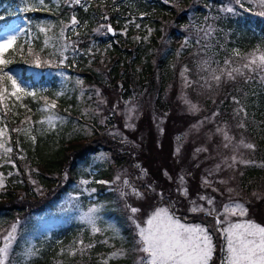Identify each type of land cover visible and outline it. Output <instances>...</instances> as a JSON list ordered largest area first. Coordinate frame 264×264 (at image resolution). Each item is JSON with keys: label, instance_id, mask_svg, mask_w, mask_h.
<instances>
[{"label": "trees", "instance_id": "16d2710c", "mask_svg": "<svg viewBox=\"0 0 264 264\" xmlns=\"http://www.w3.org/2000/svg\"><path fill=\"white\" fill-rule=\"evenodd\" d=\"M67 1L55 0L53 3L50 0H0V11L9 14L10 11L16 13L15 7L28 4L31 9L23 7L19 11L23 10V13L30 16L29 22L43 15L47 16V20L42 19L39 23L45 28L44 31L33 28L34 24L31 23L30 29L40 36L39 39L33 38L34 47L31 52L26 49L27 43L20 38L7 51L11 61L6 70L10 72L11 67L15 68L25 77V72L31 66L26 56L46 53L40 52L42 33H53L63 22L75 17L77 22H69L64 33L70 40L79 39L72 47V56L68 54L63 65L71 73L80 75L86 84L97 86L105 92L109 86L119 87L120 81L123 88L121 92L134 91L137 95L143 93L149 96L146 102L155 110L152 112L153 118L150 119L145 102V113L138 120V129L132 136L140 143L137 157L143 160L148 172L159 174L158 179L163 176L164 169H175L177 173V165L186 163L182 159L177 162L171 160L169 155L162 152L168 148L164 144L165 137L170 143L171 133L179 137L168 126L170 118L177 117L181 120L186 116L176 104L175 89L171 88L170 93L167 90L170 84H176L172 55L182 41H186L187 45L195 43L193 36H185L187 30L202 32L203 23L209 21L213 22L214 29L203 38L199 35L200 43L205 39L208 44L204 46L205 49L214 54L218 51L217 59L225 56L232 61V66L243 64L241 56L257 48L264 50V15L255 11L249 0H240L239 3L234 0L232 11L224 12L219 8L223 0H80L78 4ZM188 19L192 22L191 26L186 25ZM108 25L113 33L108 31ZM121 28L123 33L119 31ZM180 50L181 53L188 52L187 46ZM159 51H163L164 55L155 58V53ZM236 52L239 56L235 55ZM189 58L185 57L186 60ZM101 63L106 64L105 67ZM189 66L196 69L199 64L192 61ZM200 73L205 75V71ZM208 82L207 87L211 88L205 91V106L200 112L193 114L191 122L203 119L206 128L218 120L229 122L232 119L239 127L243 124L239 132L247 143L254 145L249 153L259 162L240 166V184L247 190L253 186L264 187V73L237 76L234 80L221 79L217 84L212 79ZM46 84L54 87L52 82ZM200 84L196 82L194 88L186 89L187 92L198 91ZM29 87L35 96L21 95L20 100L8 96L0 104V129H7L9 144L14 147L10 158L22 165L21 172L11 170L7 173L4 189H0V225L8 221L17 223L16 239L9 256L11 264H104L105 261L107 264H129L134 255V247H138L137 235L127 223L129 220L119 203L110 200L112 193L103 191L104 184L95 182L101 191L98 197L101 195L100 198L105 200L99 210L100 231L91 232L85 222L72 220L54 229L48 238L29 235L37 222L35 215L45 209L46 205L54 208L51 210H58V206H55L57 199L65 192L75 191V183L81 175H92L93 179L109 178V167L96 166L92 172L83 168L91 164L92 155L105 150L110 157H114L115 164L132 167L136 151L127 142L104 132L73 133L59 124L44 129L38 122L36 105L40 103V99L37 97V85L32 82ZM8 88L11 91L10 82ZM165 88L167 94L162 93ZM75 93L72 90V96ZM60 100L64 103L63 98ZM166 112H170L171 117H166ZM210 112L214 113L213 117H210ZM161 117H164L162 123L166 129L158 145L156 130L150 125V121L154 125L156 119ZM24 129L29 131L25 132ZM32 137H35L34 141ZM118 155L122 157H117ZM5 165L11 166L8 163ZM27 168L35 178L36 187L25 177ZM7 169L2 171L5 173ZM200 176L201 174L198 178ZM22 178L26 179V183L21 181ZM172 185L173 183L167 182L161 186ZM37 189H52L49 193L52 199L46 197L47 200L39 202L35 193ZM23 195H27L28 200L22 201ZM29 200L32 204L28 205ZM263 202L264 199L262 204ZM213 238L214 249L224 242L223 236L219 235L216 240L213 234ZM87 244L92 246L87 247ZM118 247L124 248L125 255L114 258L106 256ZM28 250L35 254L26 257ZM215 254L214 251L213 256Z\"/></svg>", "mask_w": 264, "mask_h": 264}, {"label": "rangeland", "instance_id": "374dc122", "mask_svg": "<svg viewBox=\"0 0 264 264\" xmlns=\"http://www.w3.org/2000/svg\"><path fill=\"white\" fill-rule=\"evenodd\" d=\"M50 1L55 3V0ZM37 2H41V0H37ZM64 2L67 3L68 1L64 0ZM234 2V0H223L219 8L222 12L228 11L227 9L234 7ZM249 3L253 4L256 9L255 11L258 13L261 14L264 11V4H261L260 0H249ZM23 7L29 8L28 4H26L15 7L17 8L15 10L19 11ZM6 13L1 12L0 14L2 15L0 20L7 19L1 24L0 39L15 35L17 37L16 41L20 38L26 43V41L31 40L35 33L33 29L30 30L29 28L31 23L34 24L33 28L43 29V26L39 23L42 19L47 20V16L43 15L29 22L30 16L26 13L24 15L7 13V16H5ZM69 22H72V19L63 22L53 33H42L40 52L44 51L46 53L43 55L39 54V64L36 62L37 56H26L27 61L30 62L29 65H31L27 72H25L27 77H23L17 69L12 67L10 68V73L18 79L21 87L25 88L28 92L33 93L29 87V84L32 82L41 87H37V97L40 98V103L36 105L39 114L38 122L41 127H44V129L51 127L46 118L54 114L58 117L54 121V124L56 126L57 124L61 125L67 131L73 133L80 132V134H89L92 131H96L97 133L104 132L116 139L127 142L128 145H131V148L136 149L134 162L132 163V167L126 164H115L114 157H110L109 153L105 150L92 155L90 159L91 164H87L83 168L92 172L95 171L96 166L109 167V178L93 179L92 175H81L77 183H75L76 190L65 192L57 199L55 206H58V210H51L54 208L46 205L45 209L35 215L37 222L35 228L29 232V235L48 238L54 229L68 221L78 220L85 222L82 216L90 208L96 209L95 226L100 229L99 224L101 219L99 210L105 200L100 198L101 195L96 197L101 191L95 182L104 184L105 188L103 191H110L112 193L110 200H115L119 203L120 209L127 215L129 220L127 223L132 226L134 233L137 235V240L139 237L136 225L145 226L144 222L157 208H167L169 213L178 218L182 223L203 226L208 230L212 242L214 239L213 234L216 240L219 238V235L220 237L223 236L221 229L227 226L228 222L252 220L264 226V220H259L261 218L264 219V204H262L264 187L253 186L252 189L247 190L243 187V184H240V166L257 164L256 162L259 161L253 155L250 156V149L240 143V141L244 143H247V141L242 136V133L239 132L240 127L238 123L232 119L229 122L218 120L211 127L206 128L203 119L191 122L193 114L200 112L205 106V91L208 90L207 88H211L207 87L209 84L208 80L211 79V70L216 69V74L219 75V69L226 67L224 61L229 60L225 56H222V59H217L219 52L217 51L215 54L209 52L204 47L208 45L205 39L202 40L203 43L199 41V35L203 38V36H207V34L213 31V22L205 21L202 25V32H195L193 29L187 30L185 36L187 38L193 36L195 43L187 45L186 41L185 43L182 41L181 45L177 46V50L172 55L174 74L177 76L175 79L176 84L173 85L172 83L168 88L167 85L166 88L168 93H170L171 88L175 89L176 104L182 110V114L186 116L181 120H178L179 118L177 117L170 118L168 126L173 132H177L176 135L179 137L177 138L175 134L171 133V143L165 137L164 144L168 148L166 150L163 149L162 152L164 155H169L168 157L171 160H176L177 162L182 159L186 164L179 163L177 165V173L175 169L167 171L164 169L163 176L160 179H158L159 174L153 171L148 172L143 160L137 157L140 151L137 148L140 143L137 138L132 137L138 129V120L145 113L146 109L143 104L149 96L143 93L142 95H137L134 91H131V93L121 92L123 89L121 85L119 87L109 86L105 92V90L97 86L86 84L77 73H71L63 63L68 54L72 56V47L75 46L74 43L79 38L70 40L65 36L64 30ZM191 23V20L188 19L186 25L191 26ZM96 29L99 31V28ZM119 31L121 33L124 32L122 28ZM185 46H187L188 52L181 53L180 49H183ZM31 48L28 47L26 49ZM260 51L264 52V50ZM155 54L156 58L157 56L164 55V52L159 51ZM142 55L144 56L145 53ZM247 55L241 56L242 63L245 62L244 57ZM187 56L190 57L188 60L185 59ZM4 58L11 61L7 56V52L4 54ZM61 60H63V63H61ZM192 61L199 64V67L191 69L189 64ZM205 61L208 62L207 70H205L204 66ZM41 63H44L43 65L46 66H43ZM105 65L102 64V67H105ZM201 71H205V75H201ZM182 72L184 75H181ZM39 79L45 80L48 84L52 82L54 87H50L48 91H44L45 84H42L41 82L43 81ZM221 79L226 80L227 78L222 76ZM77 81L81 83H77ZM196 82L201 83L199 90L187 92L186 89L194 88L193 85ZM166 88L163 89L162 93L167 92ZM72 90L76 92L74 96H72ZM215 93L217 94L218 91H215ZM162 95L165 96L164 94ZM67 97L71 98V100H68ZM61 98L64 99V105L62 106L64 109L60 111L58 101L60 102ZM45 101L49 105L54 102L55 108L46 109ZM146 105L148 106L147 102ZM191 105H196L198 110L194 111ZM147 111H149L150 119L153 118L152 112L155 111L154 108L152 109L148 106ZM210 113V117H213L214 113ZM164 115L171 117L170 112H166ZM163 120L164 117L156 119L154 125L150 121V125L155 127L158 145L161 143V135L166 129L162 123ZM217 129H223V131L218 132ZM224 132H227L228 136L232 138L230 143L224 139ZM3 139L6 147H11V152H13L14 147L9 144L8 133H6ZM226 143L229 145L228 147L224 146ZM11 152L5 153L3 149H0V179L3 181V186L6 183L7 173L11 170L20 172L22 170V165L10 158V155H13ZM234 156L236 157L235 161L232 159ZM117 157L121 158L122 155H118ZM159 158L163 161L162 157ZM242 161H248L249 163H243ZM6 163L11 166L7 167ZM5 168H8V171L4 173L2 170ZM161 168L164 167L161 166ZM29 171L27 168L26 172H24L25 177L29 178L31 185L36 187L34 185L35 178ZM199 174L201 176L198 178ZM20 176L23 175L21 174ZM181 177H183V180H181ZM63 179H65V176ZM21 181L26 183L25 178H22ZM82 181H86V183H81ZM125 181L128 183L125 184ZM167 182L169 184L173 183V185L167 187L161 186ZM3 186L0 189H4ZM51 190H35L39 202H43L47 198L52 199V196H49ZM133 190L139 192L140 195L137 196ZM183 190H186V194H184ZM23 196L22 201L28 200L27 195ZM201 197H204V199H200ZM209 200L212 201L211 204L208 202ZM29 201L27 204H32L31 200ZM237 203L247 209L246 216L241 217L238 214L234 216L230 213H225V206L233 207ZM170 207L174 210L172 211ZM193 207L202 210L192 212L190 209ZM131 208H137L139 211L133 214ZM133 220H135V223ZM217 220H220L221 223L218 224ZM14 223L8 221V223L0 225V235L6 234L7 230ZM86 225L93 232L92 226L88 223ZM223 241L220 247L216 245L214 250L216 254L212 257L209 264H221L223 258L221 248L225 246L224 236ZM118 251H122L123 255H125L124 248L118 247L108 252L106 256L114 258L111 256V253ZM142 255L138 251V247L135 246L133 258L129 264H137Z\"/></svg>", "mask_w": 264, "mask_h": 264}, {"label": "snow or ice", "instance_id": "6c2138e0", "mask_svg": "<svg viewBox=\"0 0 264 264\" xmlns=\"http://www.w3.org/2000/svg\"><path fill=\"white\" fill-rule=\"evenodd\" d=\"M74 2L78 4L80 0H74ZM239 2L240 0H237V3ZM260 3L264 4V0H260ZM227 10L232 11L230 8ZM261 15H264V12ZM76 22L75 17H73L72 23L75 24ZM41 31H44V29H41ZM108 31H112L110 26H108ZM16 38L15 35H11L0 39V104H3L8 96L20 100L21 93L27 96H35L34 93L28 92L25 88L21 87L18 79L6 70L10 61L4 58V54L12 48ZM29 51L31 52V49ZM235 55L239 56V53L236 52ZM244 60L245 62L238 66H232V61L225 60L224 64L226 67L219 69V75L216 74V69L211 70V79L219 83L222 76L234 80L237 76L244 77L250 73H264V52H261L259 48L245 56ZM36 62L37 64L40 63L38 56ZM61 63H63V60H61ZM207 64L208 62L205 61V70H207ZM181 75H184V73L182 72ZM9 82L11 91L8 88ZM77 83L81 82L77 81ZM4 106L7 109V105L5 104ZM191 107L194 111L198 110L196 105H191ZM45 108L54 109L55 103L53 102L49 105L45 101ZM46 119L48 124L54 127V121L58 117L52 114ZM240 127H243V124ZM13 131H21V129H13ZM24 131L28 132L29 130L24 129ZM217 131L222 132L223 129H217ZM6 132V128L0 129V149H3L5 153H9L12 149L11 147H6L3 139ZM32 139L34 141L35 137H32ZM224 139L230 143L232 138L228 136L227 132H224ZM240 143L246 148H254V145L251 143H244L243 141H240ZM224 146L228 147L229 145L226 143ZM232 159L235 161L236 157L234 156ZM242 162L249 163L248 161ZM181 180H183V177H181ZM81 183H86V181H82ZM124 183L127 184L128 182L125 181ZM2 186L3 181L0 179V187ZM133 191L137 196L140 195L139 192ZM183 191L186 194V190ZM200 199H204V197ZM208 202L212 203L211 200ZM198 210L202 209L196 207L190 209L192 212ZM138 211L139 209L137 208H131L133 214ZM95 212V208H90L82 216V219L92 226L94 233L100 231L95 226ZM225 213H230L234 216L238 214L244 217L247 214V209L237 203L233 207L225 206ZM133 222L135 223V220ZM217 223L219 224L221 221L217 220ZM144 225H136L139 237L137 241L138 251L143 254L137 264H209L213 257L215 249L208 230L201 225L182 223L178 218L170 214L167 208L155 209L148 216ZM16 230L17 225L14 223L7 230L6 234L0 235V264H11L9 256L16 239ZM221 234L225 237V246L221 248L223 254L221 264H264V226L252 220L228 222L227 226L221 229ZM91 246L88 245L87 247ZM34 254L31 250H28L25 256L30 257ZM118 255H123V252L111 253L113 257ZM104 264H107V261Z\"/></svg>", "mask_w": 264, "mask_h": 264}]
</instances>
